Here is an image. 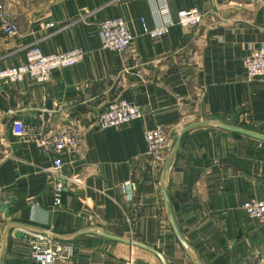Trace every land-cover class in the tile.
<instances>
[{
  "label": "crops",
  "instance_id": "crops-1",
  "mask_svg": "<svg viewBox=\"0 0 264 264\" xmlns=\"http://www.w3.org/2000/svg\"><path fill=\"white\" fill-rule=\"evenodd\" d=\"M168 7L172 24L152 37ZM19 31L0 27V69L23 63L31 44L45 54L82 48L74 66L47 82L25 78L0 89V264H33L27 234L41 229L74 246L58 264H162L152 252L97 231L140 241L168 264H198L176 236L161 186L163 167L146 156L145 132L162 125L171 146L187 125L204 120L264 134V79L249 78L243 59L264 41V0H0ZM205 13L197 27L177 13ZM122 18L133 35L124 54L101 44L100 24ZM141 106L128 124L102 128L99 115L113 100ZM13 109L12 114L8 113ZM20 119L29 136L13 133ZM80 131L63 152L61 203L55 205V154L39 141L62 127ZM137 189L128 200L121 183ZM167 194L177 225L200 264H264V225L242 209L264 199V141L213 126L182 138L171 163ZM9 203V214L2 209ZM6 246L3 252L4 241Z\"/></svg>",
  "mask_w": 264,
  "mask_h": 264
},
{
  "label": "built area",
  "instance_id": "built-area-1",
  "mask_svg": "<svg viewBox=\"0 0 264 264\" xmlns=\"http://www.w3.org/2000/svg\"><path fill=\"white\" fill-rule=\"evenodd\" d=\"M158 12L164 22L154 29H149L145 23V34L159 37L168 31L172 21L169 17L168 7L161 2ZM178 23L182 26L197 27L204 23L205 13L197 8L182 9L177 13ZM0 27L8 35L17 34L19 26L14 13L0 2ZM101 44L104 48L124 54L133 43V35L126 21L122 18H109L100 24ZM85 56L82 48H73L65 52L45 54L39 44L34 42L27 51L26 60L18 65L0 69V89L3 83H16L29 77L37 82H47L54 70L74 66L81 62ZM243 66L249 78L264 79V41L244 57ZM13 109L8 113L12 114ZM143 111L140 105L117 99L109 103L103 111L97 124L102 128L115 127L128 124L141 118ZM13 133L18 137L29 136V129L20 119L13 120ZM80 131L74 127H62L49 135L42 136L39 144L45 153L55 154L52 172L56 177L54 203L58 205L62 200L63 183L60 181V171L63 167L62 154L67 150L76 149L79 145ZM146 156L158 169L162 168L171 147L169 132L157 125L145 132ZM122 193L128 200H132L137 189V183L126 180L120 185ZM242 209L253 219L264 225V199L250 198L242 204ZM30 244L31 260L33 264H58L60 261L72 258L74 246L69 242L60 241L51 236L30 232L27 234ZM131 264V263H130Z\"/></svg>",
  "mask_w": 264,
  "mask_h": 264
},
{
  "label": "water",
  "instance_id": "water-1",
  "mask_svg": "<svg viewBox=\"0 0 264 264\" xmlns=\"http://www.w3.org/2000/svg\"><path fill=\"white\" fill-rule=\"evenodd\" d=\"M200 126H213V127H217V128L233 131V132H240V133H243V134H246V135H249L251 137H254V138H257V139H260V140L264 141V134L257 133V132H254V131H250V130L242 128V127L228 125V124L222 123V122L217 121V120L197 121V122H194V123H191V124L185 126L178 133V135H177V137H176V139H175V141L173 143V146H172V148H171V150H170V152H169V154H168V156L166 158L164 166H163L162 175H161V186H162V190H163V193H164V196H165L166 206H167V210H168V213H169V217H170L174 232H175L176 236L178 237V239H179L180 243L182 244V246L188 251V253L191 255V257L195 261H197L198 264H200L198 259L193 255L189 244L185 240L184 236L181 233V230L179 229V227L177 225L174 213L172 211L171 203H170V200H169V197H168V194H167V179H168V173H169V169H170L171 163L173 162L174 158L176 157V155H177V153L179 151L183 136L188 131H190L191 129H194V128L200 127ZM2 209L8 215L9 214V203L4 204ZM34 232L51 236V237H53L55 239H58L60 241H65V240H62V239H65V238L68 237V236H61V235H57V234H54V233H50L48 231L41 230V229H38V230H36ZM97 232L99 234L105 236V237L110 238V239L121 241V242L129 244L131 246H137V247L143 248V249H145L147 251H150L153 254H155L161 260L162 264H168L167 259L163 255V253H161L159 250H157L156 248H154L152 246H149V245H147L145 243H142L140 241H136V240L131 239V238H124V237H120V236H115V235H111V234H108V233H105V232H101V231H97ZM5 246H6V240L4 241L3 252H4V249H5Z\"/></svg>",
  "mask_w": 264,
  "mask_h": 264
},
{
  "label": "rangeland",
  "instance_id": "rangeland-1",
  "mask_svg": "<svg viewBox=\"0 0 264 264\" xmlns=\"http://www.w3.org/2000/svg\"><path fill=\"white\" fill-rule=\"evenodd\" d=\"M173 146V145H172ZM172 146L170 147V150H171V148H172ZM170 150H169V152H170ZM169 154V153H168ZM168 156V155H167ZM166 161V160H165ZM164 166V165H163ZM129 262L131 263V264H138V262L134 259V258H130V260H129ZM129 263V264H130Z\"/></svg>",
  "mask_w": 264,
  "mask_h": 264
}]
</instances>
